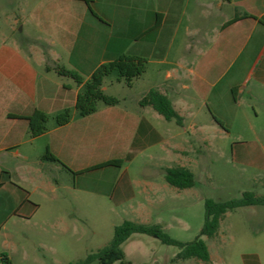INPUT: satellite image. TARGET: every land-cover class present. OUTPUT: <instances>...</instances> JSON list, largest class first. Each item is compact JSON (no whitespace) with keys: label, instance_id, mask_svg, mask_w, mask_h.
Returning a JSON list of instances; mask_svg holds the SVG:
<instances>
[{"label":"crops","instance_id":"1","mask_svg":"<svg viewBox=\"0 0 264 264\" xmlns=\"http://www.w3.org/2000/svg\"><path fill=\"white\" fill-rule=\"evenodd\" d=\"M95 1L106 3L107 8L94 9L93 17L80 16L77 8L61 9L57 38L48 43L49 56L85 79L97 65L122 53L144 57V73L126 84L133 90L135 82L142 80V88L130 100L112 94L118 103L98 102L93 113L81 116L75 99L83 84L47 70L41 49L2 47L0 237H28L32 231L42 235L51 218L64 223L65 215L52 214L54 208L66 198L77 201L81 192L123 206L131 221L149 215L151 207L160 205L162 191L173 187L165 179L160 183L164 169L187 167L184 146L173 151L165 146L182 135L183 128L187 131V118L192 128L210 118L228 129L245 96L264 101V0ZM243 13L250 16L225 25ZM82 19L88 20L90 36L79 38ZM101 88L106 92L103 83ZM151 88L167 95L181 124L165 119L149 105H139ZM67 108L70 120L58 125L55 115ZM35 109L49 116L46 129L37 136L31 134L27 119ZM164 120H174L179 129L167 135ZM47 149L58 161L42 158ZM111 159H121L122 164L91 168ZM256 206L263 205L247 207L255 211ZM237 218L229 211L224 214L216 234L205 241L209 259L204 262L264 264V224L248 225ZM237 230L250 244L222 251L236 238Z\"/></svg>","mask_w":264,"mask_h":264},{"label":"rangeland","instance_id":"2","mask_svg":"<svg viewBox=\"0 0 264 264\" xmlns=\"http://www.w3.org/2000/svg\"><path fill=\"white\" fill-rule=\"evenodd\" d=\"M90 6L93 12L85 0H0V50L5 45L14 44L34 52L41 49L46 55L45 68L47 64L64 65L49 56L47 49L51 38H57V24L63 16L61 9L77 8L80 16L93 17L96 16L94 9L107 8L106 3L95 0L90 2ZM87 24V19L81 20L79 38L85 34L90 36ZM119 77L116 70L104 77L105 93L120 97L126 95L130 100V96L140 92L142 80H137L133 90H129L125 78ZM164 121L167 123V135L179 129L174 120ZM188 121L187 118V124ZM201 122L193 128L185 123L187 131L184 132L183 128L182 135H176L165 145L171 151L178 145L186 148V165L194 174V185L162 191L160 205L151 207L149 215L133 221L158 224L170 237L182 242L197 238L208 241L200 232L206 198L225 200L240 197L244 191L264 195V101L245 96L236 121L228 129L210 118ZM141 161L138 160L139 163ZM102 173L106 175L107 170ZM102 173L97 172L96 175ZM159 181L165 183L163 177ZM256 207L255 211L247 206L238 207L229 213L243 218L248 225L264 224V206ZM54 209L56 211L52 214L65 215L66 222L51 218L47 232L43 231L42 235L32 231L28 237L22 234L0 237V264H76L106 246L113 237L114 227L129 220L123 206L101 195L87 196L83 192L77 201L71 203L66 198ZM237 231L236 238L222 251L243 249L250 244L249 239L241 238L240 230ZM120 247L123 258L110 264H207L194 257L178 258L176 246L145 233H133ZM5 257L10 262L4 260ZM87 264H102V261L96 258Z\"/></svg>","mask_w":264,"mask_h":264},{"label":"trees","instance_id":"3","mask_svg":"<svg viewBox=\"0 0 264 264\" xmlns=\"http://www.w3.org/2000/svg\"><path fill=\"white\" fill-rule=\"evenodd\" d=\"M91 9L90 2L85 0ZM92 10V9H91ZM93 12V10H92ZM250 16L248 14H235L234 17L228 20L225 25H228L240 17ZM47 70H54L58 75L70 77L76 84H83L82 91L77 93L75 99V108L79 115L85 116L93 113L97 109V103L102 102L107 105H114L119 102V98L105 93L101 86L106 75L113 71H117L119 78H125L126 84L130 85L132 80L142 75L146 69V58L136 55L122 53L110 61H106L97 65L90 76L84 79L83 76L75 69L68 68L59 63L47 64ZM140 106H151L165 119H174L178 124L182 123L181 116L172 106L170 99L164 93L157 89H149L138 101ZM48 114L40 109H35L27 116L30 131L33 136H37L46 129ZM70 109L55 115V121L58 125H63L70 120ZM219 123L222 121L215 118ZM43 159L50 161H58V159L47 149L43 155ZM121 159H111L104 161L91 168H98L106 165H121ZM164 179L168 184L177 188L184 189L192 187L195 183L193 172L181 165H175L164 169ZM264 206V195H256L251 191H244L240 197L214 200L212 198L205 199V217L203 225L200 229L202 235L212 237L216 234L220 220L227 211L244 206ZM145 233L159 238L162 242L176 246L179 251L177 257L186 259L194 257L202 261H208L209 252L204 240L197 238L190 242L178 241L170 237L158 224L137 223L130 220H125L121 224L114 227V234L111 241L98 252L89 254L84 260L76 264H87L92 260L99 258L102 264H110L117 259L123 258V251L120 245L127 240L133 233ZM4 260L9 261L7 257Z\"/></svg>","mask_w":264,"mask_h":264}]
</instances>
